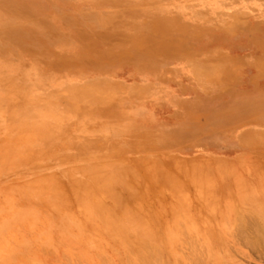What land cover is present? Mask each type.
Returning <instances> with one entry per match:
<instances>
[{
	"label": "rangeland",
	"instance_id": "rangeland-1",
	"mask_svg": "<svg viewBox=\"0 0 264 264\" xmlns=\"http://www.w3.org/2000/svg\"><path fill=\"white\" fill-rule=\"evenodd\" d=\"M254 205L264 0H0V264H264Z\"/></svg>",
	"mask_w": 264,
	"mask_h": 264
},
{
	"label": "bare ground",
	"instance_id": "bare-ground-1",
	"mask_svg": "<svg viewBox=\"0 0 264 264\" xmlns=\"http://www.w3.org/2000/svg\"><path fill=\"white\" fill-rule=\"evenodd\" d=\"M253 196L255 197V195L253 194ZM252 196V198H253ZM249 197V196H248ZM254 199V198H253ZM256 201V200H255ZM260 201V200H258ZM253 210H254V213L257 214L259 216L260 219L264 220V208L262 206H257V205H254L253 206ZM214 213V212H213ZM262 240H264V238H262Z\"/></svg>",
	"mask_w": 264,
	"mask_h": 264
}]
</instances>
